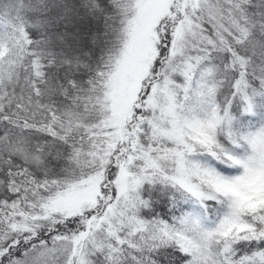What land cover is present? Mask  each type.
<instances>
[{
	"label": "snow or ice",
	"instance_id": "6c2138e0",
	"mask_svg": "<svg viewBox=\"0 0 264 264\" xmlns=\"http://www.w3.org/2000/svg\"><path fill=\"white\" fill-rule=\"evenodd\" d=\"M0 264H264V0H0Z\"/></svg>",
	"mask_w": 264,
	"mask_h": 264
}]
</instances>
